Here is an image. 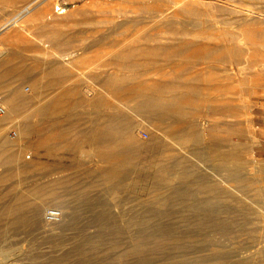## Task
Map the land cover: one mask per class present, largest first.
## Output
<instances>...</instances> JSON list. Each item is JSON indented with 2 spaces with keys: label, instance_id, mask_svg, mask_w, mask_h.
I'll return each mask as SVG.
<instances>
[{
  "label": "rangeland",
  "instance_id": "374dc122",
  "mask_svg": "<svg viewBox=\"0 0 264 264\" xmlns=\"http://www.w3.org/2000/svg\"><path fill=\"white\" fill-rule=\"evenodd\" d=\"M263 4L264 0H0V26L21 17L8 32L10 38L0 43L7 51L0 104L9 108V92L21 96L16 114L0 125V159H12L9 169L0 167V264H40L44 259L38 252L52 258L69 251L71 246L53 250L46 241L54 236L47 214L51 209L83 211L84 204L77 201L82 195L100 198L103 207L98 211L110 216L90 225L89 214L82 212L80 226L95 244H87L62 264L248 260L255 250L237 258L238 248L251 240L248 232L231 243L205 227L187 228L184 221L195 219L185 217L190 212L177 205L155 204L164 214L158 223L172 231L146 238L147 244L133 253L132 245L142 238L122 213L137 203L117 207L100 181L130 161L141 167H171L183 159L194 178L216 187L217 194H207L220 200L213 198L214 203L232 206V211L249 206L255 223L262 219L237 190L232 173L238 157L253 182L244 194L261 204ZM28 5L31 9L24 10ZM59 7L67 12L58 15ZM68 54L75 58L58 61ZM109 119L114 124L131 122V134L124 139L131 153L113 154L106 144L88 142V132L103 131ZM19 120L31 126L22 140ZM134 192L145 201L159 195L145 184L129 189ZM16 208H22L25 217L40 210L41 229L10 232L12 221L19 219L11 213ZM224 213L219 212L220 219L228 217ZM26 254L34 255L23 261Z\"/></svg>",
  "mask_w": 264,
  "mask_h": 264
},
{
  "label": "bare ground",
  "instance_id": "6f19581e",
  "mask_svg": "<svg viewBox=\"0 0 264 264\" xmlns=\"http://www.w3.org/2000/svg\"><path fill=\"white\" fill-rule=\"evenodd\" d=\"M26 7L27 8L24 9L26 11L31 9L30 5ZM262 7L264 8V4ZM60 9L62 8H58L57 10ZM65 12L67 11L60 12L58 15L64 14ZM262 12L264 13V11ZM20 19L21 17L17 16L11 21H9V19L7 23L0 26V43L2 40H5V38H10L8 32L12 26L19 25ZM44 48H49V45L45 44ZM6 52L5 49H0V81L7 75V71L4 69L5 65H7L5 59ZM44 56L45 55L42 54L38 55L40 59H44ZM73 58H75V54L64 55L59 58V60L56 59L59 62H68ZM20 97L21 96H18L13 92H9L6 99L9 108L5 109H9L10 111L9 113L6 111L5 115L0 116V125H7L10 117L9 115L16 114L17 108L21 107ZM17 123L21 133L19 140H22L25 132L29 131L31 126L21 123L20 120ZM130 123V121H124V123L121 124H114L113 120L110 121L109 119L108 125L103 131L90 130L87 134V140L92 145L106 144L108 150L113 152V154L131 153L132 149L127 147L124 141V139L131 134L132 124ZM181 149L183 150L182 146ZM0 160V167L9 169L12 159L2 156ZM236 161V167L234 169L236 172L233 171L232 173L236 174L234 177L232 176L234 178L232 180L239 184L240 189H237L238 191L247 193L249 192L248 186L253 182H251V179L245 175V163L238 157ZM175 169L176 173H172L171 170ZM222 171L225 172L224 170ZM194 176L195 173L186 166V162L183 159H178L171 167L167 164L141 167L140 164L130 161L127 164L118 166L112 175L106 174L101 178L100 182L102 186L107 189V193L112 196L117 207L130 203H137V205L132 207V210L129 213H122L124 216L128 217L126 224L134 229L138 236L137 238H142V242L132 245L131 251L133 253H138L139 249L147 244L146 238H149L150 236H156L159 232V234L164 235L172 231L169 226L158 223V218H161L164 214L156 209L155 204H160L162 208L177 205L182 206L190 212L185 217L195 219L184 221L187 228L193 226L197 227L199 230L202 227H205L208 231L215 232L221 236H226L227 240L231 243L235 242L237 237L243 234L245 235L246 232L250 234L251 240L247 246L239 247L237 253L238 258L242 254H248L252 250H255L256 252L252 253L248 260L239 259L233 261L231 259L219 257L217 258V264H264V238L260 237L261 231L263 232L264 230V189H258V191L261 190V192L258 193L263 194H259L260 199L262 198L261 204L254 203L242 193L244 200L251 201V205L256 207L258 216L262 217V219L255 223L253 219V215L255 214L253 211L254 208L249 206H238V211H232V206L220 204L221 202L214 203L213 198L216 197L211 198L210 196H207V194H217L218 190L216 187L206 179L201 177L194 178ZM191 177L194 178V180L190 181ZM141 184H145L152 192L159 193L158 196L153 198L152 201L154 202L143 200V195L140 196L137 192L129 193V189H135ZM77 201L84 204L82 208L83 211H73L69 214L68 212H63L61 213L62 219L59 224L51 222L47 223V227L54 236L51 235V238L46 241L50 243L53 250H61L65 246H71V248L60 256L52 258H47L44 253L38 252V255L43 256L44 259L40 264H62L65 260H69L70 256H78L77 253L82 252L87 244H95L92 238L89 235H86L85 229L80 226L82 212L89 214L90 220H88V223L90 225H95L96 223L99 224L105 216L109 217L110 214H100L98 210L100 207H103V202L98 197L88 198V196L82 195L78 197ZM217 201L220 200L217 199ZM52 210L53 209H51V211ZM221 211H225L224 214H227L228 217L220 219L219 212ZM40 212V210H35L30 216L25 217L22 208L13 209L11 213L19 219L12 221V230L10 232L14 234H26L40 230L43 226ZM259 224L262 225V227L259 226ZM194 232H196V230L190 232L185 231V235L190 236L193 235ZM38 246H40L39 242L37 248ZM33 255L34 254H26L22 260L25 261ZM258 258L260 260H258ZM252 259L254 261L250 262L249 260Z\"/></svg>",
  "mask_w": 264,
  "mask_h": 264
},
{
  "label": "built area",
  "instance_id": "2783aa9c",
  "mask_svg": "<svg viewBox=\"0 0 264 264\" xmlns=\"http://www.w3.org/2000/svg\"><path fill=\"white\" fill-rule=\"evenodd\" d=\"M57 11H58V13H60V12L62 13L63 11H65V9H60V10H57ZM5 113H6V109L4 108V106L2 104H0V116L5 115ZM12 135L16 136L17 134L15 132H13ZM0 162H1V160H0ZM47 218L51 222L59 221L60 218H61V212H59L57 210L49 211L48 214H47Z\"/></svg>",
  "mask_w": 264,
  "mask_h": 264
}]
</instances>
